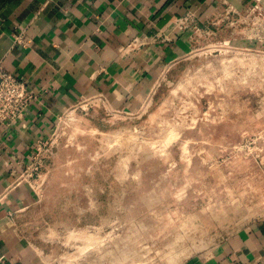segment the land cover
Wrapping results in <instances>:
<instances>
[{"label":"rangeland","instance_id":"rangeland-1","mask_svg":"<svg viewBox=\"0 0 264 264\" xmlns=\"http://www.w3.org/2000/svg\"><path fill=\"white\" fill-rule=\"evenodd\" d=\"M249 36L199 39L138 110L96 99L59 116L19 219L31 264H187L264 218V46Z\"/></svg>","mask_w":264,"mask_h":264},{"label":"crops","instance_id":"crops-1","mask_svg":"<svg viewBox=\"0 0 264 264\" xmlns=\"http://www.w3.org/2000/svg\"><path fill=\"white\" fill-rule=\"evenodd\" d=\"M253 1L0 0V65L36 94L23 118L0 123V264H31L19 219L36 197L18 177L58 117L99 95L113 110L142 108L195 48L193 30L179 25L183 16L210 22L226 4L244 11ZM250 39L264 46L263 36ZM187 264H264V218Z\"/></svg>","mask_w":264,"mask_h":264},{"label":"built area","instance_id":"built-area-1","mask_svg":"<svg viewBox=\"0 0 264 264\" xmlns=\"http://www.w3.org/2000/svg\"><path fill=\"white\" fill-rule=\"evenodd\" d=\"M238 24L241 25V27H238L240 32H244L245 30L250 32V30L255 29L256 32L254 33L257 37H264V0H254L244 11H239L233 5L226 4L224 9L220 11V15L210 22L201 23L191 13L186 14L179 20L181 28H190L193 30L194 37L197 41L201 38H210V36L215 35L216 30L224 31L226 28L231 27L236 32L238 28H235V26ZM254 35L250 33L249 37H254ZM17 39H19V36ZM197 41L195 42L196 44ZM35 98V92L23 79L19 78L13 72L4 70L0 65L1 124H9L10 122H15L23 118L26 109ZM96 99L106 103L102 95L87 98L79 103H89ZM79 103L72 107L78 106ZM60 118L58 117V119ZM52 135L53 132L48 138L39 139L35 143L30 160L25 164L24 170L18 177L20 181L28 180L33 189L38 177H40L39 171L43 167L46 154L54 143L51 140Z\"/></svg>","mask_w":264,"mask_h":264}]
</instances>
